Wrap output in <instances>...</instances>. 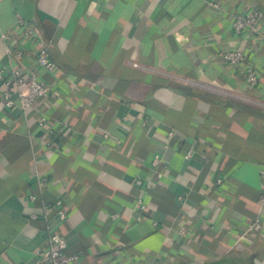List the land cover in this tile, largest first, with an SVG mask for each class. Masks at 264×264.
Here are the masks:
<instances>
[{
  "label": "crops",
  "instance_id": "obj_1",
  "mask_svg": "<svg viewBox=\"0 0 264 264\" xmlns=\"http://www.w3.org/2000/svg\"><path fill=\"white\" fill-rule=\"evenodd\" d=\"M253 8L264 0H0V66L53 89L9 108L0 81V264H38L48 228L77 264H264V20L232 28Z\"/></svg>",
  "mask_w": 264,
  "mask_h": 264
},
{
  "label": "built area",
  "instance_id": "obj_2",
  "mask_svg": "<svg viewBox=\"0 0 264 264\" xmlns=\"http://www.w3.org/2000/svg\"><path fill=\"white\" fill-rule=\"evenodd\" d=\"M263 20L264 12L262 10L257 8L249 9L232 16V28L239 34H256L261 32V23ZM20 22L22 23V20H20ZM24 32L25 37L37 45L35 51L37 65L43 67L47 71H54L56 69V64L36 25L33 23L27 24ZM4 38H7L6 35H4ZM7 51L11 53L12 48L8 47ZM16 51L19 57L25 56V52L20 46ZM225 58L232 63H241L245 60V54L242 50L237 49L227 52ZM257 80V71L251 69L248 74L249 83L254 84ZM0 81H2L3 85L1 94L9 108L19 105L22 109L27 110L32 107L36 101L46 99L53 94V89L48 82L39 78L32 72H29L28 75L25 74L22 68L18 66H0ZM38 124L40 127L46 126V119L44 116L41 115L39 117ZM191 154V151H189L186 157L190 158ZM158 164L159 161L155 160L154 165L157 166ZM137 184L140 185L142 182L137 181ZM35 198V196H32V199ZM55 204L58 207L60 220H64L67 216L64 201L58 199ZM137 205L141 209L145 207V203L142 199L137 201ZM260 207L262 209L261 218H264V194L260 199ZM68 246V240L63 235L48 228L47 244L37 251V263L77 264L80 261V255L69 254L67 252Z\"/></svg>",
  "mask_w": 264,
  "mask_h": 264
}]
</instances>
